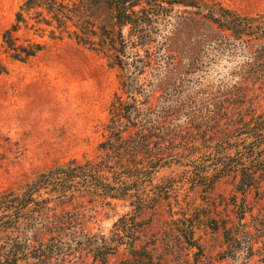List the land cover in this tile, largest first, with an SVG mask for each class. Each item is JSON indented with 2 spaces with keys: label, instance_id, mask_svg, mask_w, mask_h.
<instances>
[{
  "label": "trees",
  "instance_id": "obj_1",
  "mask_svg": "<svg viewBox=\"0 0 264 264\" xmlns=\"http://www.w3.org/2000/svg\"><path fill=\"white\" fill-rule=\"evenodd\" d=\"M65 40L101 55L118 89L94 155L0 188V264L264 263V13L216 0H22L0 48L27 63ZM220 58L233 69L203 87ZM221 183L229 194L214 196ZM119 205L128 211L105 230ZM206 233L221 235L215 256Z\"/></svg>",
  "mask_w": 264,
  "mask_h": 264
},
{
  "label": "rangeland",
  "instance_id": "obj_2",
  "mask_svg": "<svg viewBox=\"0 0 264 264\" xmlns=\"http://www.w3.org/2000/svg\"><path fill=\"white\" fill-rule=\"evenodd\" d=\"M22 0H0V44L3 30L12 22ZM244 15L264 13V0H216ZM203 50H200V54ZM0 60L7 73L0 76V188L33 179L39 173L70 159L96 153L103 140L108 105L118 89L117 71L101 56L72 41L50 43L27 63ZM220 58L207 73L203 87L216 86L221 74L233 69ZM264 105V103L262 104ZM230 186L219 184L213 195L227 196ZM199 204L198 194H194ZM127 208L117 206L103 217L108 229ZM206 252L222 248L220 233L201 236ZM112 257L110 264H116ZM250 264H264L255 258Z\"/></svg>",
  "mask_w": 264,
  "mask_h": 264
}]
</instances>
